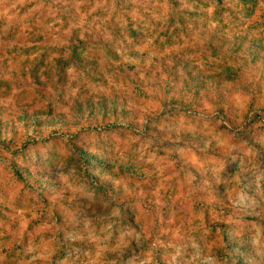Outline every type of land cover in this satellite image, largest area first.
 Segmentation results:
<instances>
[{"label":"rangeland","instance_id":"obj_1","mask_svg":"<svg viewBox=\"0 0 264 264\" xmlns=\"http://www.w3.org/2000/svg\"><path fill=\"white\" fill-rule=\"evenodd\" d=\"M0 125V264H264V0H0Z\"/></svg>","mask_w":264,"mask_h":264},{"label":"trees","instance_id":"obj_2","mask_svg":"<svg viewBox=\"0 0 264 264\" xmlns=\"http://www.w3.org/2000/svg\"><path fill=\"white\" fill-rule=\"evenodd\" d=\"M81 107H78V112H81ZM22 111V113L18 116V118H19V122L22 124V126H23V128L25 129V130H28V129H38V127L40 126V124H41V117L44 115V114H46V113H49V115L51 114V112H46V113H44V112H37L36 110L35 111H33L31 114H29V111L26 109V108H24V109H22L21 110ZM29 114V115H28ZM61 120H63V118H58V119H50L49 120V122H46V123H48L47 125H46V127H50V124L52 123L53 125H56V124H60V122H61ZM4 127H2L1 125H0V134L2 133V129H3ZM9 129V128H8ZM14 129V127L13 126H11L10 127V130H13ZM58 130H59V128H58ZM4 135H6L7 134V131L6 130H4ZM1 138V137H0Z\"/></svg>","mask_w":264,"mask_h":264}]
</instances>
